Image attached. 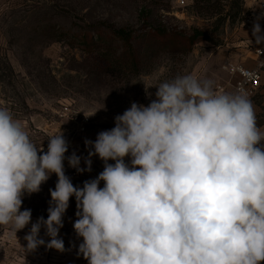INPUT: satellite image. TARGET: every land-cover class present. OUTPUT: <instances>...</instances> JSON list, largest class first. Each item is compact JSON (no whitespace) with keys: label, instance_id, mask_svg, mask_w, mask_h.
<instances>
[{"label":"clouds","instance_id":"clouds-1","mask_svg":"<svg viewBox=\"0 0 264 264\" xmlns=\"http://www.w3.org/2000/svg\"><path fill=\"white\" fill-rule=\"evenodd\" d=\"M253 36L264 42L259 23ZM155 88L147 106L133 102L112 129L85 140L86 168L75 152L65 156L61 130L44 151L0 107V226L17 238L31 224L20 244L25 256L40 246L65 251L59 232L74 196L78 255L88 264L264 262V128L247 92H218L212 79L192 74ZM93 156L103 171L74 186L65 159L83 173L91 171ZM52 174L47 219L32 223L31 209L21 210L23 197L39 192Z\"/></svg>","mask_w":264,"mask_h":264},{"label":"rangeland","instance_id":"rangeland-1","mask_svg":"<svg viewBox=\"0 0 264 264\" xmlns=\"http://www.w3.org/2000/svg\"><path fill=\"white\" fill-rule=\"evenodd\" d=\"M211 15L198 13L195 0L183 5L179 0H0V107L20 119L44 151L47 138L61 130L68 142L65 156L75 152L86 168V139L95 141L98 133L112 129L115 117L133 102L147 106L159 83L178 75L197 77L212 51L238 36L243 21H226L217 29L219 16ZM194 29L211 41L189 49ZM119 30L131 36L137 60L117 37ZM261 91L254 100L264 128V83ZM91 159V171L83 173L65 159V174L74 186L83 187L103 171L104 162ZM56 182L52 174L39 192L24 195L21 210L31 209L32 223L47 219L49 189ZM76 212L73 196L59 232L64 252L40 246L25 256L20 244L26 245L31 224L17 238L0 226V264H88L78 255L82 238L73 228ZM40 237L46 243L50 239L44 228Z\"/></svg>","mask_w":264,"mask_h":264},{"label":"crops","instance_id":"crops-1","mask_svg":"<svg viewBox=\"0 0 264 264\" xmlns=\"http://www.w3.org/2000/svg\"><path fill=\"white\" fill-rule=\"evenodd\" d=\"M264 0H245L243 5L244 13L251 15L258 14V17H264L259 14V3ZM261 28V35H264V24L257 22ZM254 26V25H253ZM253 26L248 28L241 25L237 30L238 36L231 42L225 45L208 56L202 66L201 71L196 74L200 79H212L215 85H221L226 89V92H234L235 77L228 73V66L243 65L249 69L258 68L259 60H264V56L260 57L255 53L257 50H264V42L257 43L256 37L253 36ZM264 83V68L261 69ZM262 87L260 91L262 90ZM259 91V92H260ZM263 93V91H261ZM259 94V93H258ZM256 111V100H251Z\"/></svg>","mask_w":264,"mask_h":264},{"label":"trees","instance_id":"trees-1","mask_svg":"<svg viewBox=\"0 0 264 264\" xmlns=\"http://www.w3.org/2000/svg\"><path fill=\"white\" fill-rule=\"evenodd\" d=\"M245 0H195L196 9L198 13L204 16L215 14L219 16L215 21L216 28L219 29L226 21L230 23L237 20L243 21L247 15L243 11V4ZM211 15V17L215 16ZM117 37L124 43L126 50H130L132 57L137 60L134 54V48L131 44V36L125 31L119 30ZM97 38V37H96ZM95 38V39H96ZM211 41L208 34L202 30H193V35L189 38V49L193 47L198 41Z\"/></svg>","mask_w":264,"mask_h":264},{"label":"built area","instance_id":"built-area-1","mask_svg":"<svg viewBox=\"0 0 264 264\" xmlns=\"http://www.w3.org/2000/svg\"><path fill=\"white\" fill-rule=\"evenodd\" d=\"M184 2L185 0H179V3H181L182 5L184 4ZM258 7L259 14L262 13L261 15L264 16V1L259 3ZM257 22H261L262 24H264V17H258V14H250L245 17L242 25L250 28ZM255 53L259 56V58L264 56V50L262 49L257 50ZM262 68H264V60H259L258 68L256 69H249L243 65L228 66V73L232 77L236 78L234 91L243 89L247 92L251 100L254 99L262 87ZM215 88L218 92H226V89L221 85H216Z\"/></svg>","mask_w":264,"mask_h":264}]
</instances>
